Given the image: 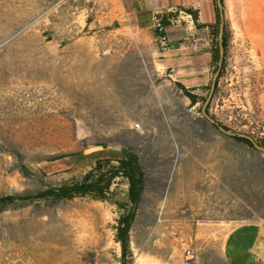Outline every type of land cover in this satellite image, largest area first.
<instances>
[{"label":"rangeland","instance_id":"rangeland-1","mask_svg":"<svg viewBox=\"0 0 264 264\" xmlns=\"http://www.w3.org/2000/svg\"><path fill=\"white\" fill-rule=\"evenodd\" d=\"M221 1L227 49L204 111L258 149L192 133L200 118L188 109L203 116L218 62L192 105L168 78L173 68L156 70L119 31L107 0H0V196L132 147L159 179L139 204L133 264H172V245L194 264L233 227L264 225V0ZM116 218L89 199L4 212L0 264H119Z\"/></svg>","mask_w":264,"mask_h":264},{"label":"crops","instance_id":"crops-1","mask_svg":"<svg viewBox=\"0 0 264 264\" xmlns=\"http://www.w3.org/2000/svg\"><path fill=\"white\" fill-rule=\"evenodd\" d=\"M215 5L216 0H107L106 3L108 15L117 22L119 31L133 39L140 53L152 55L156 70L172 67L174 75L168 78L174 84L180 83L194 96L206 85L213 68L215 43L220 45L222 19L218 6L216 16ZM186 10L194 12L196 18ZM155 15L162 16L166 23L170 45L166 53H160L155 43L152 27ZM216 22L218 32L214 35ZM158 54L163 57L160 63L155 59ZM158 180L145 176L143 194L152 191ZM206 246L205 256L196 259L194 264H264V225L257 222L237 225L217 246L215 241H208ZM172 247V264H190L181 260L177 248Z\"/></svg>","mask_w":264,"mask_h":264},{"label":"trees","instance_id":"trees-1","mask_svg":"<svg viewBox=\"0 0 264 264\" xmlns=\"http://www.w3.org/2000/svg\"><path fill=\"white\" fill-rule=\"evenodd\" d=\"M215 11L217 16L219 10L216 5ZM186 12L196 18L194 12L190 10H186ZM163 24L166 25L164 20ZM217 25L218 22L214 26L216 28L214 35H217L218 32ZM222 45L225 46L224 43ZM218 61L219 46L216 42L213 63ZM175 86L191 100L192 105L195 104L196 96L192 95L180 83H175ZM236 139L251 144L244 138L236 137ZM91 160L88 170L79 176L71 177L58 184H43L41 188L34 191L1 195L0 214L31 207H53L60 202L74 199H89L108 203L117 212L113 231L114 241L120 247L119 264H133L134 255L130 247L131 231L138 216L139 204L145 189L143 159L134 148L126 147L111 155H95Z\"/></svg>","mask_w":264,"mask_h":264},{"label":"flooded vegetation","instance_id":"flooded-vegetation-1","mask_svg":"<svg viewBox=\"0 0 264 264\" xmlns=\"http://www.w3.org/2000/svg\"><path fill=\"white\" fill-rule=\"evenodd\" d=\"M225 34H226V31H225V29H223V31L221 33V37H218V41H219L220 45H222V43H224V41H225ZM226 49H227V47L224 46V50H225L224 53H223V51L220 52V50H219L218 64H219V62H221V64H222V62L225 60ZM199 118H200V120L198 121L199 127H196L195 129L192 130V133H194V134L195 133H201V135H204L207 138L212 137L213 135H218L220 133H222L224 135H228V136H232V135L236 136L235 133H233L232 131H228V130H225L222 127H220V125L217 123V121L211 117H209V118H211L213 121H210L205 116H202ZM225 132H229V133L226 134ZM249 142L252 143L251 141H249Z\"/></svg>","mask_w":264,"mask_h":264},{"label":"built area","instance_id":"built-area-1","mask_svg":"<svg viewBox=\"0 0 264 264\" xmlns=\"http://www.w3.org/2000/svg\"><path fill=\"white\" fill-rule=\"evenodd\" d=\"M152 27L155 31V43L160 53H166L169 50V38L166 34V27L163 24V17L155 15L152 19ZM188 113L193 119L199 118V113L194 111V107L188 109ZM137 128L138 125H135Z\"/></svg>","mask_w":264,"mask_h":264},{"label":"water","instance_id":"water-1","mask_svg":"<svg viewBox=\"0 0 264 264\" xmlns=\"http://www.w3.org/2000/svg\"><path fill=\"white\" fill-rule=\"evenodd\" d=\"M217 1V6L220 10V16H221V19H222V22L220 24V27H219V37H221V33L224 29V23H223V14H222V1L221 0H216ZM219 50L220 52H222V46L219 45ZM220 69H221V62H219L218 64V68L216 70V72L214 73L212 79H211V84H210V88H209V93H208V96L205 100V103H204V106L202 107V114L203 116H205L206 118H208L210 121H213L211 118H209V116L207 115V113L204 111V109L206 108V106L208 105V103L210 102L211 98H212V95H213V91L215 89V84H216V81H217V78H218V75H219V72H220ZM226 134L229 133V132H225ZM236 136L238 137H241V138H245L249 141H252V139L249 137V136H246L244 134H239V133H235ZM254 147L258 149V146H256L254 143H253ZM262 151H264V149H261Z\"/></svg>","mask_w":264,"mask_h":264}]
</instances>
